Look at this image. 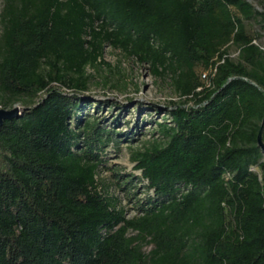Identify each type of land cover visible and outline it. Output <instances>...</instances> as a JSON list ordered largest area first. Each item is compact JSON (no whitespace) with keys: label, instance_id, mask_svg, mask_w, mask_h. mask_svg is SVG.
Segmentation results:
<instances>
[{"label":"trees","instance_id":"16d2710c","mask_svg":"<svg viewBox=\"0 0 264 264\" xmlns=\"http://www.w3.org/2000/svg\"><path fill=\"white\" fill-rule=\"evenodd\" d=\"M257 20L246 0H4L0 108L27 110L0 128V264H264ZM105 46L182 99L132 155V217L97 180L118 136L78 117Z\"/></svg>","mask_w":264,"mask_h":264},{"label":"rangeland","instance_id":"374dc122","mask_svg":"<svg viewBox=\"0 0 264 264\" xmlns=\"http://www.w3.org/2000/svg\"><path fill=\"white\" fill-rule=\"evenodd\" d=\"M246 1L255 10L263 11L264 0ZM3 2L4 0H0V12ZM244 24L249 33L257 35L255 44L262 49L264 56V23L257 20ZM231 53L232 56L236 55L235 50H231ZM103 61L108 66L104 64L86 69L91 79L88 91L80 97L83 107L80 108L78 117L83 121H95L118 136L117 144L111 143L100 155L103 163L99 166L97 180L103 190L120 201V206L126 210V216L132 217L135 214L132 209L135 200L144 198L145 192L138 180H133L132 185H136L138 190L134 191L136 195L129 197V200L126 190L122 189L126 180H132V172L139 176V172L134 169L132 155L149 143L164 142L158 124L170 122V108L179 104L182 99L174 90L169 74L155 76L148 65L139 64L120 50L105 46ZM196 72L202 79L205 72L201 69ZM14 106L20 109L27 107L20 102ZM261 142L264 144L262 136ZM135 235L136 233H130V236ZM151 248V245H142L144 253H148Z\"/></svg>","mask_w":264,"mask_h":264},{"label":"water","instance_id":"95a60500","mask_svg":"<svg viewBox=\"0 0 264 264\" xmlns=\"http://www.w3.org/2000/svg\"><path fill=\"white\" fill-rule=\"evenodd\" d=\"M25 110H27V108L20 109L15 106L12 109H1L0 108V128L2 127L4 122L18 117ZM263 125H264V120L262 123L261 130L259 132L258 138H257V142H258V146L264 151V144L261 142Z\"/></svg>","mask_w":264,"mask_h":264},{"label":"built area","instance_id":"2783aa9c","mask_svg":"<svg viewBox=\"0 0 264 264\" xmlns=\"http://www.w3.org/2000/svg\"><path fill=\"white\" fill-rule=\"evenodd\" d=\"M214 73H215V68L209 70L208 72L203 73L201 78L202 80L207 81L208 76L213 75Z\"/></svg>","mask_w":264,"mask_h":264}]
</instances>
